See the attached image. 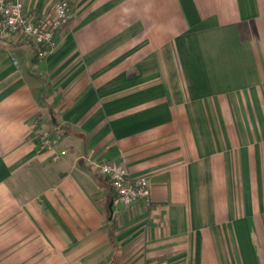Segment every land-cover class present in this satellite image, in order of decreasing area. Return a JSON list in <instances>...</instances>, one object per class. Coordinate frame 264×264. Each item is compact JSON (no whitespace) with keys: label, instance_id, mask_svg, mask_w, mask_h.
Instances as JSON below:
<instances>
[{"label":"crops","instance_id":"1","mask_svg":"<svg viewBox=\"0 0 264 264\" xmlns=\"http://www.w3.org/2000/svg\"><path fill=\"white\" fill-rule=\"evenodd\" d=\"M68 1L47 56L0 38V264H264V0Z\"/></svg>","mask_w":264,"mask_h":264},{"label":"built area","instance_id":"2","mask_svg":"<svg viewBox=\"0 0 264 264\" xmlns=\"http://www.w3.org/2000/svg\"><path fill=\"white\" fill-rule=\"evenodd\" d=\"M72 19L73 12L68 0H56L52 13L42 19L30 15L20 0H0V38L5 41L21 38L38 47L41 57L57 48L59 34L71 24ZM59 144V137L46 135L42 148L54 151ZM65 154L66 151H61L55 159ZM96 170L109 180L116 194V204L130 206L151 199L150 181L143 177H131L123 165L105 161L97 164Z\"/></svg>","mask_w":264,"mask_h":264},{"label":"rangeland","instance_id":"3","mask_svg":"<svg viewBox=\"0 0 264 264\" xmlns=\"http://www.w3.org/2000/svg\"><path fill=\"white\" fill-rule=\"evenodd\" d=\"M56 137H58V136H56Z\"/></svg>","mask_w":264,"mask_h":264}]
</instances>
